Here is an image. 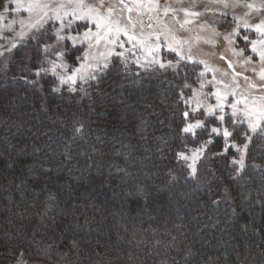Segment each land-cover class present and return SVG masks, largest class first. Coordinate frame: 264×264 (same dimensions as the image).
<instances>
[{"label": "trees", "instance_id": "1", "mask_svg": "<svg viewBox=\"0 0 264 264\" xmlns=\"http://www.w3.org/2000/svg\"><path fill=\"white\" fill-rule=\"evenodd\" d=\"M25 51L0 74V263L264 264L257 140L243 168L221 139L207 143L196 186L179 154L205 132L185 137L182 88L117 62L79 102Z\"/></svg>", "mask_w": 264, "mask_h": 264}, {"label": "rangeland", "instance_id": "2", "mask_svg": "<svg viewBox=\"0 0 264 264\" xmlns=\"http://www.w3.org/2000/svg\"><path fill=\"white\" fill-rule=\"evenodd\" d=\"M62 2L66 5L64 11L69 13L62 22L46 17L36 27L31 26L36 21L35 16L29 17L23 9L17 12L15 3H11V0L7 2L0 11V74L3 77L14 58H20L21 53L30 61V55L25 51L30 47L38 50L39 54V69L35 73H51L58 85L73 96L79 91V97L75 96L79 102L90 100L93 84L117 62L133 66L139 75L178 85L185 91L184 128L196 121L203 122L192 132L183 131L189 139L205 132L202 139L205 142L189 145L184 152L188 159L182 158L194 185L199 187L207 181L214 155L213 150L206 146L210 141L219 138L229 148L235 144L234 135L238 137L236 142L245 143H248L246 136H250L257 140L255 143H259L256 149L264 148V131H261L264 120H259L257 111L252 118L258 120L260 126L253 133L248 127L249 117L245 115L246 105L247 110H258L264 105L261 99L264 97V80L260 77L264 64L259 55L264 43L260 42L262 35L255 27L264 21V0H124V4L132 9L130 12L127 8L120 12L122 5L119 0H103L105 8L115 5L116 11L112 16V31L109 32L105 26L107 22L102 23L98 42L95 35L87 39L83 37V33L89 29L92 33L98 31L95 23L91 19L78 20L71 15L76 7L75 2ZM98 3L99 0H83L87 6ZM21 21L24 23L21 24ZM69 21L71 25L66 27ZM117 26L122 29L119 34L115 32ZM58 32L66 38L59 39ZM71 36H75L76 40L67 38ZM252 41H257L256 52L252 51ZM45 45L51 47L45 48ZM161 64L164 66L161 67ZM77 68L81 69L79 73L74 72ZM68 76H74L75 83L61 82L62 77ZM133 88L137 89V85ZM217 94L223 98V112L216 108L210 114L208 107L211 105L215 108ZM234 103L237 106L235 115L230 107ZM185 113L188 115L185 116ZM221 115L224 116L223 121L218 119ZM213 127L221 129L220 134L212 133ZM224 128L232 133L230 137L223 136ZM232 149L237 151L235 147ZM237 152L239 160L241 156L245 158L246 151ZM194 153L193 174L190 165L193 164ZM251 165L256 167V164ZM225 187H221L222 199L228 198ZM175 201L178 202L177 199ZM0 264L40 263L19 255L12 261Z\"/></svg>", "mask_w": 264, "mask_h": 264}, {"label": "snow or ice", "instance_id": "3", "mask_svg": "<svg viewBox=\"0 0 264 264\" xmlns=\"http://www.w3.org/2000/svg\"><path fill=\"white\" fill-rule=\"evenodd\" d=\"M75 2L76 7L73 9L71 15L73 17H75L76 19L80 20V19H91L94 23L95 26L97 28V32L96 33H92V31L89 29L88 31H85L83 33V37L85 39L89 38L90 36L95 35L97 37V42L99 41V39L101 38L100 33H99V29L102 26V23L107 22L106 23V27L108 28V31L111 32L112 28L111 25L114 22L112 20V16L113 13L116 11V7L115 5L113 6H109L107 8H105L104 2L103 0H99V3L96 4L95 6H87L83 4V0H68V3H73ZM11 3H15L16 8L15 11L19 12L21 9H23L24 11H26L29 14V17L35 16L36 17V21L34 24H32V27H36L37 25H39L46 17L48 18H54L56 20L59 21H63L65 16H68L69 13L67 11H64L65 9V3L62 2V0H28L27 3L24 2V0H11ZM119 4L122 5V7L120 8V12H123L125 8H127V10L130 12L132 9L129 8L126 4H124V0H119ZM3 5V0H0V6ZM225 6H227L225 4ZM248 7H251V5H248ZM79 9V11H78ZM84 9H86V11H84ZM52 13V16L49 17V13ZM165 12H167V8H165ZM14 23V21H13ZM24 21H21V24H23ZM118 24V22H116ZM71 25V21H69V24L66 25L70 26ZM10 27V25H9ZM256 30L258 32L261 33L262 35V40L260 41L261 43H264V21H262L260 24L256 25ZM62 31V29H61ZM122 31V29L117 26L115 28V32L117 34H119V32ZM57 36L59 39L63 40L66 37L59 35V32L57 33ZM68 39H71L73 41L76 40L75 36H71V37H67ZM129 39H133V37H129ZM245 40H247V37L244 38ZM112 42V41H109ZM253 44V48L252 51L256 52L257 48L255 47V45L257 44V41H252ZM122 46V45H121ZM45 48L51 47L50 45H45ZM60 55H63V53H60ZM260 55V60L262 62V64H264V49L260 50L259 52ZM189 59H191V57H188ZM164 65L161 64V67H163ZM55 64H53V70H55ZM81 71L80 68H77L74 70L75 73H79ZM201 75H203V73H201ZM260 77L262 80H264V71H262L260 73ZM68 81H72L73 83H75V79L74 76H68L67 78L62 77L61 78V82L62 83H67ZM253 87H255V85H253ZM216 99L218 101L217 105L215 106V108L213 106H209L208 107V112L211 114L215 111L216 108H219L221 112H223L224 109V104L222 103L223 98L217 94L216 95ZM262 100H264V97L261 98ZM238 103V102H237ZM230 107L233 110V115L236 114L237 112V106L236 104H232L230 105ZM246 111H245V115L249 117L248 120V127L249 129L255 133L257 132V129L259 128V122L256 119H253L252 117H255L257 115V111L259 112V120H264V105H262L258 110H247V105L245 106ZM185 116L188 115V113L184 114ZM218 119L220 121L224 120V116L221 115L218 117ZM203 124L202 121H196L195 124H188L183 131L184 132H192L193 129L197 128V127H201ZM261 131H264V129H262ZM212 133H216V134H220L221 129L213 127L211 129ZM232 135V133L227 129L224 128L223 129V136L225 138L230 137ZM247 140L250 142L251 141V137L250 136H246ZM232 147H235L237 149V151H241V152H245L248 148V143H245L242 146H237L235 144L232 145ZM182 158L184 159H188V157L184 156L183 153L179 154ZM236 162V161H234ZM238 163L240 164L241 168H243L244 166V158L243 156H241V159L238 161ZM195 153L193 154V164L190 165V167H192V171L193 174L195 173Z\"/></svg>", "mask_w": 264, "mask_h": 264}]
</instances>
